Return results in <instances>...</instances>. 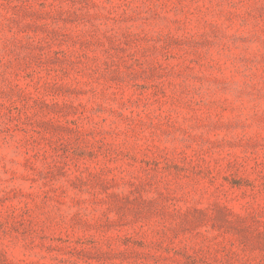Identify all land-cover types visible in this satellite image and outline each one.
Listing matches in <instances>:
<instances>
[{
	"label": "rangeland",
	"instance_id": "1",
	"mask_svg": "<svg viewBox=\"0 0 264 264\" xmlns=\"http://www.w3.org/2000/svg\"><path fill=\"white\" fill-rule=\"evenodd\" d=\"M0 264H264V0H0Z\"/></svg>",
	"mask_w": 264,
	"mask_h": 264
}]
</instances>
